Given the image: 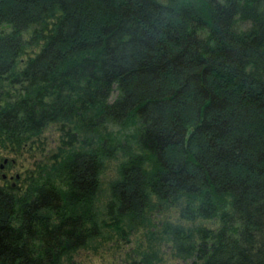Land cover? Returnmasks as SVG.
<instances>
[{"label":"trees","instance_id":"obj_1","mask_svg":"<svg viewBox=\"0 0 264 264\" xmlns=\"http://www.w3.org/2000/svg\"><path fill=\"white\" fill-rule=\"evenodd\" d=\"M51 124L49 157L0 182V264L139 227L130 264H264V0H0V147Z\"/></svg>","mask_w":264,"mask_h":264},{"label":"rangeland","instance_id":"obj_2","mask_svg":"<svg viewBox=\"0 0 264 264\" xmlns=\"http://www.w3.org/2000/svg\"><path fill=\"white\" fill-rule=\"evenodd\" d=\"M24 36L27 34L25 33ZM59 136L60 131L55 124H51L44 129L40 136L43 141V148L39 146L41 144L37 145V142L34 145L35 149L29 143L28 147L24 148L21 153H14L0 147V163L3 164L0 167V176L2 173H5L7 177L11 176L13 186L20 187L21 179L26 175L27 169L34 168L38 160L43 161L49 157L59 143ZM117 162L116 158L108 160L101 174L102 189L99 199L101 207L108 196V182L114 177ZM0 182L3 181L0 179ZM161 214L168 215L174 220L178 219V212L174 208L161 210ZM211 223L213 221H207V224ZM105 234L110 235L99 237L87 246L80 248L74 254L73 260L78 264H130L133 258H137L136 252L142 250L147 244V238L141 227L130 232L126 237H119L110 231ZM161 251L162 259L159 262H153V264H190L189 259L184 260L174 256L168 244H163Z\"/></svg>","mask_w":264,"mask_h":264},{"label":"flooded vegetation","instance_id":"obj_3","mask_svg":"<svg viewBox=\"0 0 264 264\" xmlns=\"http://www.w3.org/2000/svg\"><path fill=\"white\" fill-rule=\"evenodd\" d=\"M2 163H0V167H2L3 166V164L1 165ZM1 180L2 181H4V182H7V181H9L10 183H11V185H13V181H11L12 180V177L11 176H9V177H7V175L5 174V173H2L1 174Z\"/></svg>","mask_w":264,"mask_h":264},{"label":"water","instance_id":"obj_4","mask_svg":"<svg viewBox=\"0 0 264 264\" xmlns=\"http://www.w3.org/2000/svg\"><path fill=\"white\" fill-rule=\"evenodd\" d=\"M4 160H6V159H4ZM2 165V164H1Z\"/></svg>","mask_w":264,"mask_h":264}]
</instances>
